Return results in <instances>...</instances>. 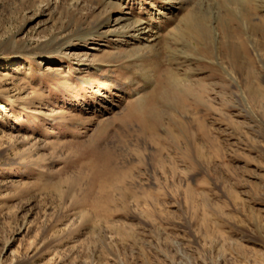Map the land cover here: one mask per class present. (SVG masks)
Instances as JSON below:
<instances>
[{"label":"rangeland","instance_id":"obj_1","mask_svg":"<svg viewBox=\"0 0 264 264\" xmlns=\"http://www.w3.org/2000/svg\"><path fill=\"white\" fill-rule=\"evenodd\" d=\"M263 2L0 0V264H264Z\"/></svg>","mask_w":264,"mask_h":264},{"label":"bare ground","instance_id":"obj_2","mask_svg":"<svg viewBox=\"0 0 264 264\" xmlns=\"http://www.w3.org/2000/svg\"><path fill=\"white\" fill-rule=\"evenodd\" d=\"M255 3L257 4L258 0H238V4L237 5L239 6V8H241L242 10L245 11L246 14L244 16L246 18V17H249L252 14V12L255 11V5H256ZM257 6L259 7V5H257ZM259 11H260V9H259ZM233 16L234 15H233L232 12H228L227 13V17L232 18ZM258 19H259V24L254 25V26L251 25L250 27L252 29L249 28V31H250V33L252 35H254V34L261 35L263 40H264V14L262 13V16H260ZM147 25L148 24L138 22L137 25L133 26L130 30L135 33L134 34L135 38H140V37L146 38L147 37L146 40L154 39V38L156 40L158 38L157 37V32H155V33L151 32L148 29ZM184 26H185V28L187 30L186 32H184V36L187 35V36L192 37V35H194V37L196 38V35L199 37V33L202 32V30L200 31L199 29L196 28L195 25L192 24V22H191V20L189 18L185 20V25ZM235 31H237V30H235ZM230 32L232 33V30H230V29L228 30V29L224 28V30H223V33L225 35H227V36L230 35ZM237 35H239V34H237ZM181 38H182V35L181 34H177L173 40L175 42L176 39L179 41V39H181ZM170 42H171V40L166 42V45L168 46L169 44H171ZM232 50H244V46L243 45L235 46V47L232 48ZM12 110L13 109H11V111ZM262 243H264V234L262 235Z\"/></svg>","mask_w":264,"mask_h":264}]
</instances>
